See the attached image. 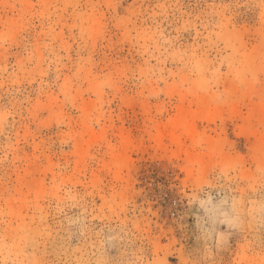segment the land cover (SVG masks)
Segmentation results:
<instances>
[{
  "label": "rangeland",
  "instance_id": "obj_1",
  "mask_svg": "<svg viewBox=\"0 0 264 264\" xmlns=\"http://www.w3.org/2000/svg\"><path fill=\"white\" fill-rule=\"evenodd\" d=\"M0 264H264V0H0Z\"/></svg>",
  "mask_w": 264,
  "mask_h": 264
},
{
  "label": "bare ground",
  "instance_id": "obj_2",
  "mask_svg": "<svg viewBox=\"0 0 264 264\" xmlns=\"http://www.w3.org/2000/svg\"><path fill=\"white\" fill-rule=\"evenodd\" d=\"M198 114L191 117L190 120L186 118L185 112L183 110L180 111L179 115L175 117V119L170 124V131L168 132L167 136L160 135L159 139L166 138L170 141L171 144L175 145L176 147L179 145V140L182 135L185 137L190 136V132L194 128L193 121L195 118H198ZM175 132L179 133L176 135ZM159 141L157 145H160Z\"/></svg>",
  "mask_w": 264,
  "mask_h": 264
}]
</instances>
